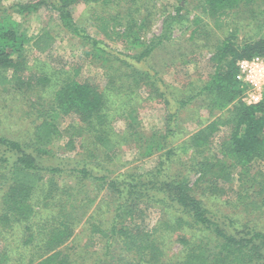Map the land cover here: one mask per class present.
Masks as SVG:
<instances>
[{"label": "trees", "instance_id": "obj_1", "mask_svg": "<svg viewBox=\"0 0 264 264\" xmlns=\"http://www.w3.org/2000/svg\"><path fill=\"white\" fill-rule=\"evenodd\" d=\"M1 1L0 86L6 88L5 85L14 84L10 74L15 75L16 82L17 71L24 65V62H18V58H23L22 53L27 42L34 51L44 54L53 50L56 39L46 29L32 35L20 31L19 23L11 13L6 11L7 9L2 7ZM45 1L18 3L10 8L20 14L29 13L46 3ZM84 1L87 0H57L56 2L54 0L52 5L59 11L61 25L90 43L91 48L87 55L92 53L93 56L107 62V52L99 46L100 41L90 38L84 29L78 27L72 19L69 6ZM196 1L194 7L207 12L214 29L226 26L230 18L239 10L248 9L260 25L264 19V0ZM138 2L139 0H116V3L120 4V9H124L125 6L124 11L117 10L113 14L94 11L91 21L96 30L111 42L123 41L133 35L132 45L141 43L139 34L136 32L142 29L147 22L141 20L137 24L134 13L136 12L137 15L139 13ZM256 16L257 19H255ZM192 21L195 25L203 19L196 15ZM134 25H136V31L133 29ZM163 38H167L165 34L156 35L146 43L142 42L140 45L144 47L134 57L141 59L149 55ZM261 43L264 45V42L259 41L253 46L247 44L241 47L235 40L234 33L231 32L221 44L216 46L214 54L210 57L214 72L198 93H215V99L211 103H204V106L209 108H212V105L223 108L232 102H236L237 105H235L232 119L225 120L217 116L199 129L196 132L197 141L193 147L198 152L196 149L203 148L201 145L209 141L213 132L217 131L220 126L231 123L232 128L228 140L223 141L220 146L223 158L233 155L236 162L229 164V169L235 170L240 166L238 170L244 169L240 173L249 176L251 186L254 187L252 196L257 198V200L252 198L250 205L252 208L256 206L257 209L264 206V177L259 179L257 172L252 173L248 161L254 157L264 158V98L257 104L247 105L241 102L240 95L244 88L235 79V73L237 58L251 56L256 48H261L258 47ZM10 68L14 70L9 72ZM135 73L138 76L141 74L139 69L132 67L124 75L139 82L140 78H136ZM31 80L28 79L27 88L33 89L36 83ZM48 80L50 79L40 77L39 83H47ZM110 87L113 86L110 85ZM106 91L105 85L99 89L98 86H92L87 82L67 78L52 95L50 109L58 108L55 100L61 99L60 102L64 104L62 106L64 113L75 112L77 116V120L70 125V130L73 129L74 132H68L66 146L73 148L76 140L73 138L75 132L87 133L86 136L80 138V145L85 150V156L79 160H73L72 164L76 166L67 171L63 172L59 166L44 169L37 162L36 156L48 153L47 146L61 133L51 121L41 119L36 122L32 139L28 141L0 136V146L4 148L3 151L12 152V154L2 153L3 155H0V240L6 241L9 236L13 235H20V238H23L22 242L14 239L13 250L9 248L13 245L4 243L0 252V264H20L23 261L24 251H29V257L22 264H73L77 262L78 258L82 257L86 246L79 247L80 245L77 244L75 247H67V244L65 245L73 231L70 227L73 224L72 213L69 210L68 213L63 212V209L67 210L65 202L70 203L73 197L82 195L81 200H86V202H81V204L79 202L80 208H85L88 203L95 202V207H97L99 203L97 198L101 190L113 196V207L110 208L108 201L101 198L102 204L96 211L94 209L84 222L85 231H88V243L92 242L93 237L104 240L102 252L101 250L100 252L93 251L95 264H264V258H262L264 256V233L254 228L247 230L245 235H241L239 231L234 234L227 233L218 221L210 217L202 201L191 193L188 176L182 171H178L172 180L161 183L158 188L163 195L153 202L152 197L143 199L145 193H140L143 183L137 180L133 173L112 176L106 170H102L103 166L97 168L96 165L90 163L89 158L92 153L95 156V151H97L95 157L101 161L112 155L120 140L115 135L110 121L107 120L106 113H102L104 105L102 99ZM153 91L149 99L157 95L168 103L169 99L162 97L163 91L157 88ZM150 92L152 93V90ZM50 93L52 94L51 91ZM170 94L171 98L172 90ZM40 98L41 96H38L34 101ZM192 98L193 95L187 94L180 100H174L178 106L182 107ZM31 104L34 103L31 102ZM130 105L131 101L123 103L124 108L120 113L126 129L136 128L138 122L137 117L132 115V110H124ZM168 135L166 133L163 137L166 138ZM122 137L127 140L128 133L122 134ZM145 143L148 148L146 152L161 148V143ZM27 148L31 150L27 151ZM175 154L174 148L168 147L160 155L161 160L157 168L149 175L155 178L159 173L165 172L167 163L171 162V156ZM216 162L218 166L221 165L219 167L223 171L224 161L218 158ZM99 163L96 162V164ZM197 166L199 179L203 180L204 177L215 172L214 167L217 165L212 162V158H204ZM230 171L223 172L225 180H229ZM67 179L70 182H67ZM91 191L92 196H90ZM152 203L160 205V219L149 229L140 226L136 228L134 219L143 210L153 206ZM171 207H174L175 215L170 213ZM42 208L45 214L38 210ZM107 215H109L108 218L105 217ZM47 221L50 222V227L47 230H40L39 225ZM169 238L184 245L180 252L182 254L176 261L173 259L167 261L162 258L165 256L166 239ZM27 245L31 248H27ZM15 250H17V255L14 254L15 258H12L13 255L10 253L12 251L15 253Z\"/></svg>", "mask_w": 264, "mask_h": 264}, {"label": "rangeland", "instance_id": "obj_2", "mask_svg": "<svg viewBox=\"0 0 264 264\" xmlns=\"http://www.w3.org/2000/svg\"><path fill=\"white\" fill-rule=\"evenodd\" d=\"M36 1L40 0L1 1L2 7L7 9L6 11L11 13L19 23L20 31L32 35L46 29L55 37L56 43L53 50L44 54L34 51L28 42L24 45L23 58H18V62H24V65L17 71L16 82L15 75L11 73L14 84L5 85L6 88L0 86V136L28 141L32 139L36 122L41 119L51 121L61 133L47 146L48 153L36 156L37 162L44 169L59 166L63 172L67 171L76 166L72 164L73 160H79L85 156V150L80 145V138L87 133L75 132L73 138L76 140L73 148L66 146L68 132H74L73 129L70 130V125L77 120V116L75 112L64 113L62 107L64 104L60 102L61 99L55 100L58 108L50 109L52 95L67 78L87 82L92 86H98L99 89L105 85L107 93L103 95L102 113H106L107 120L110 121L115 135L120 140L114 149L115 152L102 161L95 157L97 151L95 156L92 153L89 158L92 165H96L97 168L103 166L102 170H106L112 176L133 173V176L143 183L142 192H140L145 193L143 199L152 197L153 202L163 195L158 188L161 183L172 180L178 171H182L188 176L191 193L202 201L210 217L218 221L227 233L234 234L239 231L241 235H245L247 230L253 228L264 233V206L258 209L256 206L251 207L250 200L254 198L252 196L254 187L251 186L249 176L240 173L244 170L242 168L238 170L240 166L235 170L229 169V164L236 162L233 155L223 158L220 146L223 141L228 140L231 123L220 126L213 132L209 141L201 145L203 148L196 149L198 152L193 148L197 141L195 135L199 129L217 116L225 120L232 119L235 105H237L236 102H232L223 108L213 105L212 108L204 106V103H211L215 99V93H198L214 72V66L210 61L211 55L214 54L216 46L221 44L231 32L234 33L235 40L241 47L247 44L253 46L259 41L264 42V19L260 25L248 9L239 10L230 18L226 26L214 29L207 12L194 7L196 0H139V13L137 12V15L135 12L134 17L137 19V24L141 20L147 22L136 32L139 34L140 42L146 43L156 35L165 34L167 38H163L149 55L137 59L134 55L138 54L144 46L140 45L141 43L132 45L133 35L123 41L111 42L96 30L91 21L94 11L113 14L117 10L124 11L125 6L124 9H120V4H117L116 0H87L70 5L73 21L78 27L84 29L90 38L99 40V46L107 52L108 61L103 62L92 53L87 55L91 48L90 43L61 25L59 11L52 5L54 0H42L46 3L29 13L20 14L10 8L14 4ZM196 15L202 17L203 21L194 25L192 20ZM257 18L256 16L255 19ZM133 29L136 31V25ZM258 47L261 48H256L252 54L264 55L263 43ZM242 57L244 56H239L237 60ZM132 67L141 72L139 76L135 73L136 78H140L139 82L124 75ZM12 70L14 68L8 69L9 72ZM40 77L50 80L40 84ZM28 79L36 83L33 89L27 88ZM156 88L164 92L162 97L169 99L168 103L157 95L149 99V95L151 96ZM170 90L173 91L171 98ZM187 94L193 95L191 101L182 107L178 106L174 99L180 100ZM38 96L41 98L34 101ZM240 96V101L243 102V94ZM126 101H131V105L124 110H132V115L137 117L138 122L134 129H126L125 122L121 118L120 113ZM31 102L34 104L32 105ZM124 133H128L127 140L122 137ZM166 133L169 135L165 138L163 135ZM145 142L161 143V148L146 152L148 148ZM168 147H173L176 154L171 156L172 160L169 164L167 163L165 172L159 173L154 178L149 173L157 168L161 160L160 155ZM3 150L4 148L0 146V155L12 154L10 151ZM29 150L31 148H27V151ZM204 158H212V162L217 166L214 167L215 172L201 180L197 165ZM218 158L224 161L223 171L219 167L221 165L218 166L216 162ZM96 162L100 163L96 164ZM248 162L252 173L257 172L259 179L264 177V158L254 157ZM191 163L194 164L190 165ZM225 170H231L229 180L224 179ZM67 182L70 180L67 179ZM92 195L91 191L90 196ZM112 197L107 191L101 190L97 198V201L99 200L97 207L95 202L88 203V208L87 205L85 208L78 206L79 202L80 204L86 202L81 200L82 195L73 197L70 203L65 202L67 210L63 209V212L68 213L69 210L73 215V224L70 226L73 231L65 245L67 244V247H75L77 244L80 245L79 247L86 246L82 254L84 259L80 257L73 264H95L93 251L100 252L104 240L93 237L92 242L88 243V231H85L84 222L87 216L102 204L101 198H105L112 208L114 203ZM254 199L257 200V198ZM152 205L134 219L136 228L140 226L149 229L160 219V205L155 203ZM38 210L45 214L44 208ZM174 210V207L169 209L170 213L175 215ZM105 217L108 218L109 215ZM49 225L50 222L47 221L39 225V229L47 230ZM36 231H38L37 228ZM14 239L22 242L23 238H20V235H13L6 241L0 240V252L4 243L13 245ZM170 239H166L165 256L162 258L167 261L169 259L176 261L182 254L180 252L184 245ZM13 247L14 245L9 248L13 250ZM27 248L31 247L27 245ZM14 254L17 255V250L15 253L14 251L10 253L13 255L12 258H15ZM28 254L29 251H24L23 261L20 264L25 263L29 257Z\"/></svg>", "mask_w": 264, "mask_h": 264}, {"label": "built area", "instance_id": "obj_3", "mask_svg": "<svg viewBox=\"0 0 264 264\" xmlns=\"http://www.w3.org/2000/svg\"><path fill=\"white\" fill-rule=\"evenodd\" d=\"M235 79L244 88L245 104H257L264 98V55H251L236 61Z\"/></svg>", "mask_w": 264, "mask_h": 264}]
</instances>
